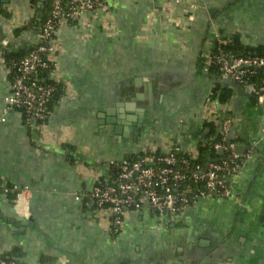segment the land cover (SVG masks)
<instances>
[{"label": "crops", "instance_id": "crops-1", "mask_svg": "<svg viewBox=\"0 0 264 264\" xmlns=\"http://www.w3.org/2000/svg\"><path fill=\"white\" fill-rule=\"evenodd\" d=\"M106 3L107 16L58 31L52 80L60 90L46 122L29 126L17 111L0 122V258L19 264H264V104L203 66L217 33L264 47V0ZM0 7L12 13L0 17L1 118L10 90L4 48L35 44L41 27L39 0H0ZM147 82L153 94L151 103L143 101V134L136 137L125 125L117 134L113 122L137 118L139 107H119L124 92H144ZM218 84L231 94L225 102L213 98ZM210 102L215 108L207 112ZM225 117L234 120L235 151H254L231 197L201 198L182 213L131 212L118 235L95 206L75 199L111 180L113 162L175 145L197 154L211 124L219 134ZM5 185L19 189V201L15 192L3 194Z\"/></svg>", "mask_w": 264, "mask_h": 264}, {"label": "built area", "instance_id": "built-area-1", "mask_svg": "<svg viewBox=\"0 0 264 264\" xmlns=\"http://www.w3.org/2000/svg\"><path fill=\"white\" fill-rule=\"evenodd\" d=\"M50 12L42 21L39 40L30 44L32 49L19 62L11 67L7 65L10 78V90L5 98L0 122L4 116L17 111L24 122L41 125L46 122L51 111L49 104L56 91L50 83L58 69L59 44L57 33L70 23H86L110 12L106 0H48ZM217 42L213 50L203 56V66L208 72L214 69L224 79H230L264 104V56H233L223 44L229 38L216 34ZM46 72L48 75H43ZM48 81V82H47ZM215 108L210 102L207 112ZM216 121V120H214ZM220 140L214 144L215 151L227 154L221 162L208 164L207 169L197 162V154H190L175 145L166 153L159 150L145 153L137 160L128 159L113 162L118 175L113 183L108 181L96 184L90 192L78 194L75 199L96 207L97 216L104 218L114 234H120L125 218L131 212L143 208L153 210L158 215L182 213L201 198H229L233 195L234 179L243 165L239 160L246 156L236 151L235 140L230 139L234 126L232 118L221 120ZM3 194L16 193L19 201L20 192L16 187L7 185ZM0 264H19L14 259L0 258Z\"/></svg>", "mask_w": 264, "mask_h": 264}, {"label": "trees", "instance_id": "trees-1", "mask_svg": "<svg viewBox=\"0 0 264 264\" xmlns=\"http://www.w3.org/2000/svg\"><path fill=\"white\" fill-rule=\"evenodd\" d=\"M42 9H43L42 12L44 14V18H43V21H44L50 12L49 3L44 5ZM36 11L39 12L40 8H38ZM11 15H12V13L10 11L0 7V17L11 18ZM37 19H38V17L36 18V21H37ZM22 31L23 30L20 28L16 29L14 32L15 36L16 37L19 36L22 33ZM40 31H41V29H40ZM223 37H225V36H223ZM32 46L25 45V46H23L24 49H22V48L17 49L14 46L11 47V45L6 46L4 48V52H3V57H4L6 64L11 67L14 63L19 62L21 59H23L29 53V51L32 49ZM223 47L227 52H229V54H231L233 56H239V55L240 56H242V55H245V56H247V55L264 56V47H254V48L245 47L240 43L239 39H237V38H229V40L225 44H223ZM43 75L46 76L48 74L46 72H44ZM208 75L217 76L219 74L214 69L210 68L208 71ZM10 78H11V76H10ZM49 82L55 84V87H56V91L53 94L52 100L49 104V109L51 111V105H52L53 101L58 98L60 85L51 79H49ZM220 90H221V92H220ZM230 95H231L230 92L226 88H224L222 90L219 84L214 88V92H213V98L214 99L218 98L219 101L225 102L229 99ZM211 125H213V126H212L209 134L207 135L208 136L207 139L200 141L198 144L199 159L197 162L203 167V169H206L208 167L209 159H210V163H213V162H221L222 160L227 158L226 153L220 154L219 152L215 151V149H214V144L220 140V135L217 134L218 128H217L216 124L212 123ZM211 138H214L213 142H211ZM142 156H143V154L139 157L138 156H131L128 159L130 161H133V160H137L138 158H140ZM244 160H245L244 158L242 160H239V164L242 165ZM110 171H111L112 176H111V180H109L108 182L113 183L115 181L117 175H118V169L116 166H111ZM104 182H106V181L102 180V181H99L98 184H103Z\"/></svg>", "mask_w": 264, "mask_h": 264}, {"label": "water", "instance_id": "water-1", "mask_svg": "<svg viewBox=\"0 0 264 264\" xmlns=\"http://www.w3.org/2000/svg\"><path fill=\"white\" fill-rule=\"evenodd\" d=\"M44 2H45V0H39V6L43 5ZM42 10L43 9H40V11L38 12V19H37L38 27L42 26V21L44 18V14H43ZM16 48L17 49L18 48L24 49V47H22V46H17ZM217 78H219V77H217ZM224 84H226V86H228V87H233L240 92L243 91L242 86H240L239 84H237L234 81H231L230 79H224ZM147 85H148V82H147ZM136 88H138V87H134L133 89H131V91L129 90L127 95L124 92V94H123L124 100H122L119 107L126 109V111H131L130 109H133V107L136 106L137 102H139V104H138L139 107L137 109H135V110H137V112L135 113L137 115V118L136 117H133V118L128 117L127 118L128 122H126L125 120L122 122V119H125V117H123V118H121V121L113 122V123L119 125V127L116 128L117 134H123L124 129L125 130L128 129V128L122 127V125L123 126L125 125L127 127L131 126L134 130V134L136 137L143 134L142 132H143V129L145 126V124L143 123V114L145 113V104H143V101H145V97H147V100H149L148 102L151 103L150 98L152 97V94H153V86H152V84H149L147 86L146 91H144V92L143 91L140 92V90L136 89ZM132 100L135 101V105L130 104V101H132ZM130 122H132V123H130ZM220 154H222V152ZM208 164H210V159L208 161Z\"/></svg>", "mask_w": 264, "mask_h": 264}, {"label": "flooded vegetation", "instance_id": "flooded-vegetation-1", "mask_svg": "<svg viewBox=\"0 0 264 264\" xmlns=\"http://www.w3.org/2000/svg\"><path fill=\"white\" fill-rule=\"evenodd\" d=\"M47 3H49L48 0H45L44 4L43 5H40V9H42L43 6L46 5Z\"/></svg>", "mask_w": 264, "mask_h": 264}]
</instances>
